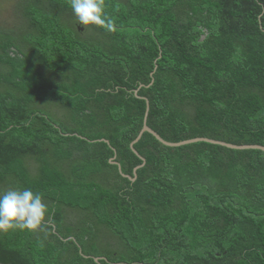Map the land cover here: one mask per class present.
<instances>
[{
	"label": "trees",
	"instance_id": "obj_1",
	"mask_svg": "<svg viewBox=\"0 0 264 264\" xmlns=\"http://www.w3.org/2000/svg\"><path fill=\"white\" fill-rule=\"evenodd\" d=\"M18 2L20 25L0 26V193L30 188L47 212L36 230L0 231L6 256L264 264L261 149L172 147L145 132L134 145L145 164L123 175L142 163L130 143L146 99L165 140L264 145V0H104L93 32L68 0ZM64 207L94 224L74 225ZM104 225L126 255L102 252Z\"/></svg>",
	"mask_w": 264,
	"mask_h": 264
},
{
	"label": "clouds",
	"instance_id": "obj_2",
	"mask_svg": "<svg viewBox=\"0 0 264 264\" xmlns=\"http://www.w3.org/2000/svg\"><path fill=\"white\" fill-rule=\"evenodd\" d=\"M82 25L104 24V0H68ZM47 205L39 192L30 188H11L0 193V231L36 230L45 219Z\"/></svg>",
	"mask_w": 264,
	"mask_h": 264
},
{
	"label": "rangeland",
	"instance_id": "obj_3",
	"mask_svg": "<svg viewBox=\"0 0 264 264\" xmlns=\"http://www.w3.org/2000/svg\"><path fill=\"white\" fill-rule=\"evenodd\" d=\"M18 1L20 0H0V26L16 28V26L20 25L21 19L14 16L12 14L14 10H11L14 6L17 7ZM87 28H90L91 32H93L92 24H89ZM64 214L67 217L66 220L72 219L74 221V225L82 226L89 219L94 224L93 217L87 211L84 213V210L81 209L76 210L71 207H64ZM97 233L98 235L94 239L97 243L101 244L102 252L109 253L110 256H114V252H117L119 255L125 252L123 242L107 226H102ZM124 255H126V252Z\"/></svg>",
	"mask_w": 264,
	"mask_h": 264
},
{
	"label": "water",
	"instance_id": "obj_4",
	"mask_svg": "<svg viewBox=\"0 0 264 264\" xmlns=\"http://www.w3.org/2000/svg\"><path fill=\"white\" fill-rule=\"evenodd\" d=\"M153 73H154V71L151 73V75H153ZM146 104H147V106H146V112H145V115H144V121H143L142 129L140 130V132L136 136V138L130 143V148L133 150V152L135 154H137L142 159V163L137 165V166H135L134 169H133L134 177H131L129 175H125V174L122 173V169H121L120 164L117 161H115L116 155L111 159L112 163L118 165L119 171L124 176H127L132 181H134L136 179L137 170L139 168H141L145 164V161H146L145 158L143 156H141L139 154V152L134 147V145L140 140V138L142 137V135L145 132H149V133L153 134L161 143H163L166 146L178 147V146L187 145V144H190V143L204 141V142H208V143H212V144L225 146V147H228V148H231V149H261L264 152V145H259V144H241V145H236V144H233V143H229V142H226V141L217 140V139H213V138H209V137H195V138H190V139H186V140H181V141H178V142H172V141L165 140L160 134H158L154 129H152L147 124V118H148V112H149V101L147 99H146ZM99 140L105 141L108 144H110L109 140L106 139V138H102V139H99ZM113 150L115 151L114 148H113ZM94 259H95L96 262L100 263L101 257H94Z\"/></svg>",
	"mask_w": 264,
	"mask_h": 264
},
{
	"label": "flooded vegetation",
	"instance_id": "obj_5",
	"mask_svg": "<svg viewBox=\"0 0 264 264\" xmlns=\"http://www.w3.org/2000/svg\"><path fill=\"white\" fill-rule=\"evenodd\" d=\"M8 259H10V258L8 256H6V253H4L0 247V264H17L12 259H10V260H8ZM21 264H26V263H21Z\"/></svg>",
	"mask_w": 264,
	"mask_h": 264
}]
</instances>
